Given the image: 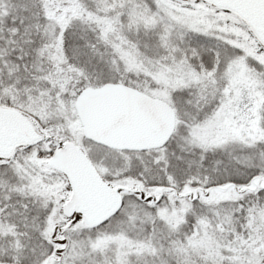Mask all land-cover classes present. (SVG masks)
<instances>
[{
  "label": "snow or ice",
  "instance_id": "6c2138e0",
  "mask_svg": "<svg viewBox=\"0 0 264 264\" xmlns=\"http://www.w3.org/2000/svg\"><path fill=\"white\" fill-rule=\"evenodd\" d=\"M0 264H264V0H0Z\"/></svg>",
  "mask_w": 264,
  "mask_h": 264
}]
</instances>
